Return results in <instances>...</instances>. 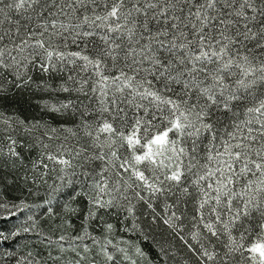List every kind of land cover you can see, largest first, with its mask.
<instances>
[{"label": "snow or ice", "instance_id": "1", "mask_svg": "<svg viewBox=\"0 0 264 264\" xmlns=\"http://www.w3.org/2000/svg\"><path fill=\"white\" fill-rule=\"evenodd\" d=\"M0 264H264V0H0Z\"/></svg>", "mask_w": 264, "mask_h": 264}]
</instances>
